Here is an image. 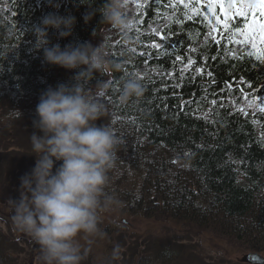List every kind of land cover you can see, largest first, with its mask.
Here are the masks:
<instances>
[{
  "label": "trees",
  "instance_id": "1",
  "mask_svg": "<svg viewBox=\"0 0 264 264\" xmlns=\"http://www.w3.org/2000/svg\"><path fill=\"white\" fill-rule=\"evenodd\" d=\"M104 3L105 0H0V129L7 136L13 131L17 134L16 149L0 152V159L22 170L17 174L7 168L3 171V194L12 190L20 193L21 177L35 167L36 159L27 158L31 143H24L25 137L30 142L33 132L41 134L33 125L41 94L50 87L75 82V71L46 63L43 52L35 49V26L49 14L73 16L76 23L72 34L61 38L50 29V45L64 48L88 44L107 23L101 22L98 11L90 21L85 17ZM183 3L191 5L197 0ZM183 3L176 0L175 11L159 7L161 16L170 17L163 32L171 33L179 48L168 53L161 49L158 54L157 49L146 47L153 41L160 42L149 24L156 26L165 20L155 19L156 6L151 0H141L129 33L131 46L121 33L117 40L105 44L110 59L120 68L105 77L95 75L85 85L92 91L98 79L111 81L102 98L107 114L98 121L110 123L121 140L109 190L112 191V180L120 178L129 191L118 199L122 212L128 215L157 222L166 218L179 227L210 230L245 246L248 250L244 252L264 255V112L260 107L249 111L244 106L260 104L257 97H264V59L257 60L255 55L262 46L258 41L256 49L251 42L228 43L219 30L214 33L220 40L217 44L208 35L212 26L201 15L177 24ZM206 5L198 0V11L203 12ZM141 18L143 24L139 22ZM235 24L242 27V19L230 23L228 31ZM234 39L243 37L234 34ZM141 52L145 55L141 56ZM176 55L182 60L176 61ZM189 58L194 63L185 69L181 80L180 70ZM197 68L204 72L193 79ZM130 74L139 77L145 93L142 98L120 104L122 81ZM0 215L6 217L7 224L11 223L6 212L0 211ZM9 241L0 232V264H16L7 255ZM212 242L219 244L215 236ZM177 248L167 244L156 254L144 256L146 259L138 264H176L174 257H180Z\"/></svg>",
  "mask_w": 264,
  "mask_h": 264
},
{
  "label": "clouds",
  "instance_id": "2",
  "mask_svg": "<svg viewBox=\"0 0 264 264\" xmlns=\"http://www.w3.org/2000/svg\"><path fill=\"white\" fill-rule=\"evenodd\" d=\"M97 11L101 22L118 29L131 46L129 33L134 24L128 17V0H105L85 20L90 21ZM75 23L73 16L49 14L34 28V47L43 52L44 61L75 71L76 76L72 85L59 84L41 94L33 121L41 134L33 132L29 137L35 167L21 177L20 198L8 201L14 229L39 246L40 264H82L96 239L105 235L101 214L121 205L109 190L121 140L110 123L98 124L107 114L102 98L111 81L98 79L94 92L85 86L97 73L108 75L120 65L101 43L50 45V29L67 38ZM122 83L120 104L143 97L145 87L137 75H127ZM120 257L117 244L110 260Z\"/></svg>",
  "mask_w": 264,
  "mask_h": 264
},
{
  "label": "rangeland",
  "instance_id": "3",
  "mask_svg": "<svg viewBox=\"0 0 264 264\" xmlns=\"http://www.w3.org/2000/svg\"><path fill=\"white\" fill-rule=\"evenodd\" d=\"M140 1L141 0H128V17L131 18L132 21L136 15L137 5H140ZM199 1L206 4L214 2V0ZM238 1L240 4L242 2L251 4L256 3V0H231L232 3ZM119 33L118 29L113 28L110 24H106L99 32L98 36L94 39H90L88 44L97 46L99 43L104 45L112 43L117 40ZM106 51L108 52L107 46ZM96 75H98L96 76L97 78L102 77L99 73ZM105 76L106 75H103V77ZM95 90L96 87L92 88L93 92ZM260 104L258 102H253L244 106H246L249 111H258ZM16 140V131H13L10 136H7L2 132V129H0V152L5 153L8 150L16 149ZM29 143L28 138L25 137L24 145H29ZM28 153V160L36 159L35 156L30 155L31 147ZM5 161H7V159H0V175L6 168L13 174L22 171L21 169H16L15 164H10L9 162L3 164L2 162ZM120 181V178H115L111 183L112 192L117 197H119L121 193L129 191L125 189V186H123V183H120ZM126 184L129 185L128 183ZM1 185L3 184L0 180V189H2ZM3 192L5 194H3L2 191L0 192V211L6 212V215H8L10 219L13 212L8 201L10 199L18 200L20 198V193L14 190ZM5 195L7 196L3 201ZM5 221L6 217L0 215V232L11 242L6 244V251H8L7 255L10 257L12 256L10 260H16V264H40L37 259L39 255V246L28 236L16 231L12 220L10 223L11 225L7 224ZM101 221L100 227L105 235L103 238L96 239L95 243L92 245L91 253L82 264H138L140 260L156 254L163 247H166L167 244H170L172 247H178L175 251H177L180 257H174L177 258L174 260L176 264H244L241 262L242 257L252 253L244 252L248 249L234 239L217 235L213 231L196 228L191 225L179 227L173 223V220L166 218H161V222H157L148 220L144 216L135 217L134 214L128 215L127 212H122L121 206L114 211L101 214ZM11 227L13 229L12 231ZM14 231L19 234H13ZM213 236L217 238L218 245L212 242ZM81 243L83 244L84 241L81 240ZM117 244L121 247V257L119 260L111 261L110 256L112 249ZM136 256L138 257V261L136 260Z\"/></svg>",
  "mask_w": 264,
  "mask_h": 264
},
{
  "label": "snow or ice",
  "instance_id": "4",
  "mask_svg": "<svg viewBox=\"0 0 264 264\" xmlns=\"http://www.w3.org/2000/svg\"><path fill=\"white\" fill-rule=\"evenodd\" d=\"M180 3H183V0H179ZM151 3L156 6V12H154V17L156 20L164 19L165 23L157 24L156 26H152L149 24V28L151 32L159 37L160 42L153 41L150 45H146V47L155 48L158 50H163V52L168 53L170 50H175L180 47L179 43L172 41V34L169 33L167 35L164 34L163 29L167 28L169 25L167 20L170 17L165 14L161 16L159 13V7L163 5L166 9L172 8L174 11L177 7L176 0H151ZM198 0L197 3H183V9H181L182 16L180 19L176 20L177 24H180L183 19L192 20L195 15L203 16L204 20L207 21L209 25L212 26L211 31H209L208 35L212 36L217 44L220 43L219 39H216L214 33L216 31L221 32V38L226 39L228 43L231 44H241L251 42L253 49H256L257 41L260 43L261 50L259 54L256 55L257 60L264 59V0H256V3H244L242 2L239 5H235L232 3H228L227 5L224 3V0H214V2H209L204 7L203 12L198 11ZM217 5L219 6V12H217ZM139 8L140 5L138 4ZM237 18L242 19V27L239 24L233 25L232 29L229 30V25ZM143 24V19L139 21ZM222 25V27H221ZM159 29V30H158ZM227 31V36H224L223 33ZM234 34H238L243 37V40L234 39ZM254 53H249L248 55H253ZM141 56H144L145 53L141 52ZM148 58L151 59V52L148 54ZM176 61L182 60L180 55L175 56ZM147 63V60L145 61ZM194 61L189 58L188 64L185 65L184 68L180 70V79H184V71L186 68H190ZM203 68H197L195 74L193 75V79H195L196 74H203ZM171 75V73L169 74ZM208 75L211 76L212 73L208 72ZM176 87H180L181 85L177 84ZM230 86V85H229ZM250 86V85H249ZM258 100L261 101L260 111L264 112V97H257ZM215 103V101H213ZM183 108V105H181ZM247 115V113H244Z\"/></svg>",
  "mask_w": 264,
  "mask_h": 264
},
{
  "label": "water",
  "instance_id": "5",
  "mask_svg": "<svg viewBox=\"0 0 264 264\" xmlns=\"http://www.w3.org/2000/svg\"><path fill=\"white\" fill-rule=\"evenodd\" d=\"M241 262L245 264H264V256L258 253H249L242 257Z\"/></svg>",
  "mask_w": 264,
  "mask_h": 264
}]
</instances>
